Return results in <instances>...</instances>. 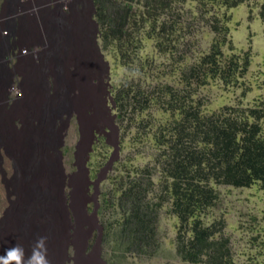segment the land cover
Returning a JSON list of instances; mask_svg holds the SVG:
<instances>
[{
    "label": "rangeland",
    "instance_id": "1",
    "mask_svg": "<svg viewBox=\"0 0 264 264\" xmlns=\"http://www.w3.org/2000/svg\"><path fill=\"white\" fill-rule=\"evenodd\" d=\"M3 1L0 0L1 3ZM32 1L28 8L31 7L34 11L29 14L25 13L27 7L19 3L15 8L16 14L18 9L24 13L18 18L17 31L22 40L34 45L26 53L31 59L23 61L20 67L22 72L19 71L21 75L24 74L23 78L27 82L25 93L20 92L21 100L25 102H17L16 98L8 101L6 107L0 110V216L3 217L17 199L13 187L7 183L9 181L3 180L14 174L12 157L5 150L10 142H5L10 140V134H19L25 115H28L27 120L31 125L37 124L29 110H26L28 108H22L25 104L36 102L35 104L40 105L45 100L46 93L50 100L53 98L51 96L58 93L57 76L61 73L58 72L56 76L50 64L52 58L43 54L50 46L49 43L63 42L50 31L53 29L51 26L62 20L60 31L68 33L69 26L81 23L80 17L84 22L92 11V18L95 20V8L93 10L87 0H75L76 8L73 12L64 0H61L62 7L57 8L54 4L53 9H50L52 6L38 8L42 4H39L41 0ZM263 2L264 0H248L234 8H227L212 6L205 1L201 3L199 0H171L169 7L157 10L159 16L152 38L145 34L149 28L147 25L129 30L131 43L125 46L124 56L114 45L105 48L99 36V26L96 27L89 19L86 21L82 33H77L83 39L80 43L85 46L84 55L75 64L68 60V54H64L65 73L78 74L77 69L81 63L88 62L90 74L94 71L96 77L102 79V83L96 78L88 80L87 85L76 80V86L68 87V94H64V99L68 95L69 99L82 103L74 106L70 117L66 114L62 116L64 122L68 123L64 144L60 148L65 179L61 195L62 207L58 214L65 221L62 233L64 257L61 253L54 257L61 264H188L177 255L179 220L171 212L170 198L163 201L159 210L157 238L160 247L156 255L139 257L125 253L122 256L113 250L114 243L106 236L105 231L114 229L120 221L122 213L115 204L116 199L140 176L143 177V187H150L147 199L158 202L161 196L168 197L164 187L170 180L163 176L160 161L164 157L159 155L167 151V147L157 144L156 139L157 136L165 135L164 140L167 141L170 138L168 129L180 116L173 114L163 104V100L170 98L164 96L166 90L175 93L177 100L186 99L192 106L200 103L202 113L206 116L218 114L225 108L244 110L260 107L264 111V21L259 15ZM7 6L8 3L4 10L10 15L12 7L9 10ZM136 7L139 10L142 8L140 5ZM215 15L230 18L227 24V43L221 47L222 58L229 59L233 53L244 56L248 54L247 72L235 85H225L220 79L209 78L203 84L192 80L188 84L184 80L185 74L201 57L209 53L215 39L216 34L211 29ZM163 23L165 29L162 32L160 27ZM89 34L94 36L95 45L92 47L89 43L84 44ZM63 44L67 48L68 42ZM75 44L77 51L78 42L73 45ZM231 47L234 48L233 52ZM78 53L81 54L80 49ZM42 59H46L48 64L43 70L44 74H41L44 78L40 80L43 88L38 95L30 76L36 77L35 67L42 66ZM95 62L99 63V68ZM1 65L0 56V67ZM2 69L3 66L0 71ZM92 82H95V88L90 86ZM118 93L121 99L128 102L123 111L117 108ZM189 94L190 97L187 98ZM140 106L144 109L141 110ZM92 115L97 116L100 127L109 125L117 129L113 133L115 136L109 139L118 147L116 154L113 155V147L102 136L92 143L81 145L80 150H77L76 146L81 141L77 117L83 116L86 122H90L88 120ZM259 124L264 133V112ZM77 151L79 154L76 156ZM53 153L57 155V152ZM112 156L113 163L107 172L102 173L101 170L108 165ZM86 157V164H83ZM146 170L152 173L150 178L141 173ZM99 175L102 178L95 192L89 180L95 181ZM209 185L215 191L217 200L200 215L202 223L219 228L221 236L229 240L234 264H264V190L258 184L234 187L212 181ZM4 252L5 246L0 238V255Z\"/></svg>",
    "mask_w": 264,
    "mask_h": 264
},
{
    "label": "trees",
    "instance_id": "2",
    "mask_svg": "<svg viewBox=\"0 0 264 264\" xmlns=\"http://www.w3.org/2000/svg\"><path fill=\"white\" fill-rule=\"evenodd\" d=\"M199 1L234 8L248 0ZM93 3L103 46L114 45L124 56L125 46L131 43L129 30L147 25L145 34L152 38L159 16L157 10L169 7L171 0H93ZM136 5L142 8L139 10ZM259 15L264 21V2ZM212 20L211 29L216 36L210 51L190 68L184 80L188 84L191 80L203 84L208 78L220 79L225 85H235L247 72L248 54L233 53L224 60L221 47L227 43L230 18L215 15ZM160 28L163 32L165 24ZM230 50L233 52L234 48ZM119 94L117 108L123 111L128 102ZM163 94L170 96L163 104L180 116L168 129L170 138L167 141L165 135L156 139L157 144L167 147V151L159 155L164 157L160 161L163 176L170 180L164 187L168 197L161 196L158 202L147 199L150 187H143L140 176L116 199L122 215L114 229H106V236L114 243L113 250L122 256L125 253L139 257L156 255L160 247L157 238L159 210L163 201L170 198L171 212L179 220L178 257L188 264H234L229 240L221 236L219 228L205 226L200 215L217 200L209 185L212 181L234 187L258 184L264 190V133L259 124L264 111L260 107L225 108L227 112L224 109L206 116L200 103L192 106L186 99L177 100L176 94L169 90ZM141 173L148 178L152 175L148 170Z\"/></svg>",
    "mask_w": 264,
    "mask_h": 264
},
{
    "label": "bare ground",
    "instance_id": "3",
    "mask_svg": "<svg viewBox=\"0 0 264 264\" xmlns=\"http://www.w3.org/2000/svg\"><path fill=\"white\" fill-rule=\"evenodd\" d=\"M87 1L94 10L93 0ZM7 3V8H10L11 6L14 14L16 12V4L19 3V0H4L2 3V10ZM54 4L57 8L63 6L61 0H54ZM67 5L72 12L74 8H76V2L68 3ZM28 9H31V7ZM92 12L88 13V18H85V20L83 19L84 22H82V18L80 17L81 23L69 26L68 33H61L60 31L62 20L55 22L51 26L53 29H50V31L54 32L63 42H68L67 48L63 42L57 44L51 42L49 43L50 46L44 50L43 53L44 56L48 55L52 58H49V60L51 59L50 61H52V63H50L51 68L52 71L56 73V76L58 72L61 73L57 76L58 93L51 96L53 97L51 100L46 93V98L40 105L35 104V102L30 105L25 104L23 107L21 106L23 109L28 108L26 110H29V114L32 119L37 121V124L31 125L27 120L28 115H25L24 125L18 130L19 134H10V140L7 142L4 141L5 143L10 142L8 147H5V150L9 157H12L14 174L3 180L9 181L7 183L13 187L17 199L13 202L10 209L5 213L3 212L4 217L2 215L0 216V238L3 241L5 250L15 245L17 242L22 243L27 250L30 249L38 236H47L48 255L51 264H61V261L54 257L60 253L62 256L64 255V244H62V241H64V235L62 233L63 228L65 227V221L61 217H58V214L62 207L61 195L63 193L65 179L63 155L60 148L64 144L65 131L68 123L64 122L62 116L66 114L70 117L74 110V106H79L82 103V101L69 99L68 95L67 98L64 99V94H68V87L76 86V80L79 81V83H86L87 85L88 80L92 81L96 78V80H100L99 83H102V79L98 76L97 78L94 71L90 74L88 62L81 63L80 67L77 69L78 74L68 75L65 73L66 59H64V54H68V60L75 64H78L84 55L85 46L80 43V40H83L81 39L82 36H80V34L84 29V24L86 25L87 23L86 21L89 19L96 27H98L97 22L92 18ZM71 36L74 38L72 39ZM89 37H86L84 44L89 43L92 47L95 45L94 36L89 34ZM74 42H78L77 51L76 44L73 45ZM79 49L81 54L78 53ZM47 64L48 62L46 59H42V66L40 68L38 66L35 67V71H37L36 77L34 78L30 76V79L32 80L31 83L36 86L34 90L38 95L40 94V89L43 88V86H41L43 85V82L42 84L40 82L43 78L41 74H44L43 70ZM95 64L99 68V63L95 62ZM2 66L3 64L1 67ZM44 83L47 84L46 81H44ZM26 85L27 82L23 79L21 86L22 93H25ZM95 85V82H92L90 86L95 88ZM61 99L63 102H60ZM20 102L23 103L25 101L21 100ZM62 103H64L63 106L61 105ZM96 117L97 116L92 115L88 120L90 122H86L83 116V119L80 116L77 117L81 131V141H79L76 146L77 150H80L81 145L84 146L87 142L92 143L94 139L102 136L106 139V142L113 147V155L116 154L118 147L116 144L111 143L109 139L110 137L113 138L115 136L113 133H116L117 129L109 125L107 127H100L97 124L98 118ZM55 128L58 130H55ZM9 132H11V130ZM0 140L2 141V136H0ZM53 151L57 152L56 156ZM77 154H79V151L76 152V156ZM86 159L87 157L83 159V164H86ZM113 161L114 158L112 156L108 165L104 167L101 172H107ZM101 178V175H99L95 181L89 180V184L94 186L95 192ZM96 207L97 205L95 204L94 214H96ZM62 259L63 258H61V260Z\"/></svg>",
    "mask_w": 264,
    "mask_h": 264
},
{
    "label": "clouds",
    "instance_id": "4",
    "mask_svg": "<svg viewBox=\"0 0 264 264\" xmlns=\"http://www.w3.org/2000/svg\"><path fill=\"white\" fill-rule=\"evenodd\" d=\"M32 0H28L25 1L24 0H19V4L27 7V12L25 13H30V11H32L33 9H28V4L31 2ZM54 0H41L39 2L42 3L40 6L38 5V8H42L46 7V6H52L53 9L54 7ZM75 2V0H64L65 4H70V3ZM2 3L0 4V10H2L1 7ZM67 6H64V8ZM68 8V7H67ZM11 10V6L10 9ZM38 10V9H37ZM36 10V11H37ZM4 13L7 14V11H5L4 9L2 10ZM13 11V10H11ZM34 11V10H33ZM32 11V12H33ZM23 11L21 10H17V14L16 13H12L10 14L11 16V20H12V24H5L8 27H13L14 31H15V37H16V48L18 49V51L16 52V56H14V60H16V63L14 65V68H11L8 64V62L6 61V59L4 58L3 55H1V63L4 66V69H2V71H0V73L2 72H8V74H10L11 77L17 78L18 79V85H17V89L19 91V93L16 95V97L13 99L15 100L17 98V102H20V100L22 99L20 92H22L21 86L23 83V79H25V77L23 78V75H21V73L19 71L22 70L21 65L22 62L25 60H29L31 59L30 55H26L27 51H30V48H32L31 46L34 47V45L30 44V42H26L25 40H22L20 33L17 31V25H18V18L23 16ZM14 20V21H13ZM5 25H3V28H8L5 27ZM22 41L24 42V45H22ZM13 60V61H14ZM22 72V71H21ZM21 79H19V77ZM6 107V105H2L0 107L1 109H4ZM1 113V112H0ZM48 237L47 236H38L36 238V240L33 242V244L31 245L30 249H25L24 245L20 242H17L15 245L9 247L8 249L5 250L3 255H0V264H51L50 260H49V255H48Z\"/></svg>",
    "mask_w": 264,
    "mask_h": 264
},
{
    "label": "built area",
    "instance_id": "5",
    "mask_svg": "<svg viewBox=\"0 0 264 264\" xmlns=\"http://www.w3.org/2000/svg\"><path fill=\"white\" fill-rule=\"evenodd\" d=\"M28 1V0H24ZM5 24H12L11 16L0 10V56L3 55L11 68H14L16 60L14 56L18 49L16 48V37L14 28H3ZM14 60V61H13ZM18 79L11 77L8 72L0 73V107L7 105V102L13 100L18 94Z\"/></svg>",
    "mask_w": 264,
    "mask_h": 264
}]
</instances>
